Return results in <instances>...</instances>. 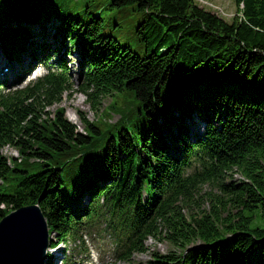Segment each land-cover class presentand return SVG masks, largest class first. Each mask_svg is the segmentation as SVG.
<instances>
[{"label":"trees","instance_id":"1","mask_svg":"<svg viewBox=\"0 0 264 264\" xmlns=\"http://www.w3.org/2000/svg\"><path fill=\"white\" fill-rule=\"evenodd\" d=\"M71 1L0 0V43L22 39L25 16L58 22L91 111L110 98L105 118L78 112L79 131L48 111L72 87L66 70L0 94V148L20 157L0 154V219L38 203L60 243L108 211L125 259L164 234L178 253L145 264H264V0H233L230 23L194 0Z\"/></svg>","mask_w":264,"mask_h":264},{"label":"rangeland","instance_id":"2","mask_svg":"<svg viewBox=\"0 0 264 264\" xmlns=\"http://www.w3.org/2000/svg\"><path fill=\"white\" fill-rule=\"evenodd\" d=\"M110 0H103V3H107ZM195 3L204 8L207 11L217 15L218 17L224 19L226 22L230 23L232 18L236 15L242 17L241 13L236 12V7L233 0H194ZM74 0L71 2H66L65 6L70 7L74 4ZM241 7V6H240ZM127 16H135L137 20L135 21L137 25L144 18L142 16H137L134 12L130 11ZM57 22H52L49 26H56ZM46 30L48 29V27ZM46 30L41 31V35L46 34ZM47 35V34H46ZM48 36V35H47ZM75 55V54H73ZM68 61L75 62V68L77 66L76 58L69 57ZM77 81L78 77L74 78ZM71 89L63 94L62 101L58 104L53 105L49 108V112L53 113L56 108L62 107L65 111L66 119L76 125L79 128V131L82 130V124L79 120L77 111H80L83 114H86V117L89 121H95L99 113L104 107H106L110 98L101 99L98 112H92L89 105L85 102V97L78 93L79 88L76 85H72ZM52 117V115H50ZM46 117V116H43ZM99 118L104 120V116ZM117 116L111 115V121H115ZM75 119V122L72 120ZM193 124L190 126V131L196 132V134L201 135L203 133V123L202 120L193 117ZM167 137V136H166ZM192 140H194V134L191 135ZM3 151L9 154L10 156H17L18 153L14 148L4 147ZM242 176L239 172L233 173L232 180H239ZM211 188L204 186L203 192H209ZM203 200H200V203ZM197 204H192L189 207H194L191 211L197 213L198 209ZM188 207V208H189ZM204 209V208H203ZM183 213H187V210H183ZM86 225V224H85ZM79 235L81 239L68 240L63 242L57 248L63 249L66 255H69L70 264H145L151 259L152 253H175L178 251L174 246L168 242L167 239H164V234L158 238L149 237L145 241V252H135L130 259L123 258L124 248L122 242H120L117 234L113 231L110 226V213L108 211H101L96 218L87 224L80 232ZM126 251V250H125ZM56 264H60L59 260L55 261Z\"/></svg>","mask_w":264,"mask_h":264},{"label":"water","instance_id":"3","mask_svg":"<svg viewBox=\"0 0 264 264\" xmlns=\"http://www.w3.org/2000/svg\"><path fill=\"white\" fill-rule=\"evenodd\" d=\"M48 228L36 205L10 213L0 221V264H45Z\"/></svg>","mask_w":264,"mask_h":264},{"label":"bare ground","instance_id":"4","mask_svg":"<svg viewBox=\"0 0 264 264\" xmlns=\"http://www.w3.org/2000/svg\"><path fill=\"white\" fill-rule=\"evenodd\" d=\"M23 66V65H22ZM75 122V119H72Z\"/></svg>","mask_w":264,"mask_h":264}]
</instances>
